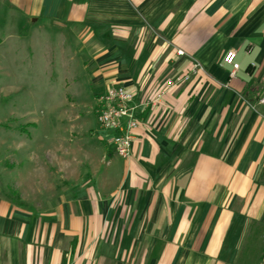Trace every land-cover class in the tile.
Wrapping results in <instances>:
<instances>
[{"label":"crops","instance_id":"crops-1","mask_svg":"<svg viewBox=\"0 0 264 264\" xmlns=\"http://www.w3.org/2000/svg\"><path fill=\"white\" fill-rule=\"evenodd\" d=\"M6 1L24 21L0 41L31 26L67 103L122 85L140 125L123 158L78 114L37 146L3 119L0 264H264V0Z\"/></svg>","mask_w":264,"mask_h":264},{"label":"rangeland","instance_id":"rangeland-1","mask_svg":"<svg viewBox=\"0 0 264 264\" xmlns=\"http://www.w3.org/2000/svg\"><path fill=\"white\" fill-rule=\"evenodd\" d=\"M16 14L19 21H24L22 14ZM16 14L6 0H0L1 40L12 30L9 24ZM22 30L27 34L24 41L17 42L14 38L0 41V128L6 126L3 119L10 118L8 124L25 134L36 131V138L29 140L28 145L37 146L49 141L43 130L53 131L58 127L64 130L70 125L69 116L78 114L82 116L77 122L78 132L91 126L101 133L95 114L97 99L90 96L73 106L67 103L66 98L72 92L71 76L66 74L61 59L56 58L53 63L54 59L41 57L30 34L31 26L24 25ZM68 83L70 86L66 88ZM45 119L52 121L47 124ZM31 121H38L39 127H34Z\"/></svg>","mask_w":264,"mask_h":264},{"label":"built area","instance_id":"built-area-1","mask_svg":"<svg viewBox=\"0 0 264 264\" xmlns=\"http://www.w3.org/2000/svg\"><path fill=\"white\" fill-rule=\"evenodd\" d=\"M178 54L183 55L184 51L179 50ZM223 64L231 67L230 77L234 78L240 69V63L237 61V51H228L223 57ZM202 68L200 63H195L192 71H190L192 73H187L179 78L168 79L158 90L157 94L148 99L146 103L159 101L169 90L189 80L192 74H197ZM134 96L135 92L127 89L125 86L112 85L98 94L97 105L95 107V114L100 127L105 130L115 131L112 143L115 146L117 154L123 158L130 157L134 141V131L140 125L136 113L137 107L131 105ZM262 102H264V98Z\"/></svg>","mask_w":264,"mask_h":264}]
</instances>
